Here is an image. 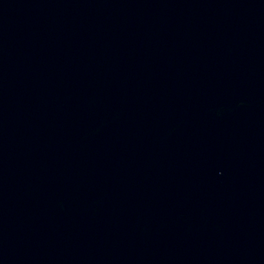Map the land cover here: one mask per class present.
I'll return each instance as SVG.
<instances>
[{"label":"water","instance_id":"water-1","mask_svg":"<svg viewBox=\"0 0 264 264\" xmlns=\"http://www.w3.org/2000/svg\"><path fill=\"white\" fill-rule=\"evenodd\" d=\"M0 251L264 264V0H0Z\"/></svg>","mask_w":264,"mask_h":264}]
</instances>
